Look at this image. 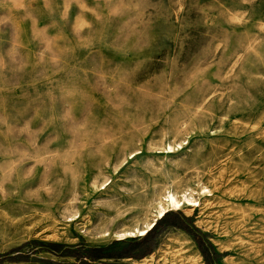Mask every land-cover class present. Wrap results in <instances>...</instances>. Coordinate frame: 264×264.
<instances>
[{
    "label": "rangeland",
    "instance_id": "374dc122",
    "mask_svg": "<svg viewBox=\"0 0 264 264\" xmlns=\"http://www.w3.org/2000/svg\"><path fill=\"white\" fill-rule=\"evenodd\" d=\"M174 178L218 195L175 211L216 264H264V0H0V264H190L161 257L171 236L202 255L173 226L89 257Z\"/></svg>",
    "mask_w": 264,
    "mask_h": 264
},
{
    "label": "bare ground",
    "instance_id": "6f19581e",
    "mask_svg": "<svg viewBox=\"0 0 264 264\" xmlns=\"http://www.w3.org/2000/svg\"><path fill=\"white\" fill-rule=\"evenodd\" d=\"M185 142L186 140L165 142L164 146L162 147V152L167 153L168 155L179 152L180 150L184 149V144L188 143ZM221 171L223 170H219L218 173L220 172L221 174ZM220 176H222V174ZM220 176H218V174L213 176L215 187L219 191L222 189ZM217 196L212 192V189L209 187V185H207L202 180L198 181L197 188H195L188 183H184L180 179L174 178L167 184L163 193L157 195L152 200L154 202V206L149 205L151 207V216L143 223V225L137 226L133 229L116 231L113 232V235L117 239L146 235L154 228L158 220L162 219L169 211L182 210L187 212L189 215H191L196 209H199L200 211H210L217 204ZM228 211L233 214V225L235 227L240 226L238 228L242 233V221L245 217L244 209L230 206ZM73 220H75V218L70 216L69 221ZM99 235L101 237H109L111 232L108 230H103L100 231ZM165 247L166 248H164L161 252V257H164V259L166 258L167 254H173L177 259L187 260V262L190 264H203L202 255L199 252H195L190 244L184 242L179 237L171 236L167 240ZM150 256L153 257V255Z\"/></svg>",
    "mask_w": 264,
    "mask_h": 264
},
{
    "label": "trees",
    "instance_id": "16d2710c",
    "mask_svg": "<svg viewBox=\"0 0 264 264\" xmlns=\"http://www.w3.org/2000/svg\"><path fill=\"white\" fill-rule=\"evenodd\" d=\"M187 220L188 219L185 218L180 213L175 212V211H169L162 219L158 220L154 228L150 230L146 235L133 237L127 240L128 246L120 253L119 256H109L103 253L104 251L103 248H93L92 249L93 254H90L89 257L91 258V260H94V261L99 260V259H104V258H111V257L122 258V257L133 256L132 253L134 251L140 250V253L136 255L135 257L141 258L147 254H150L154 250L155 247L151 245L150 239L152 235L155 233V231L164 226H173V227H177V228H181L185 230L194 238V240L198 243L199 248L207 264H216L219 258V254L215 251L212 245L206 246L203 243L201 238L197 236L193 232V230L187 225L186 223ZM49 246L54 251L55 249L57 250V248H61V245L54 244V243L49 244ZM96 252L98 254H94ZM82 264H89V262L85 261V262H82Z\"/></svg>",
    "mask_w": 264,
    "mask_h": 264
}]
</instances>
